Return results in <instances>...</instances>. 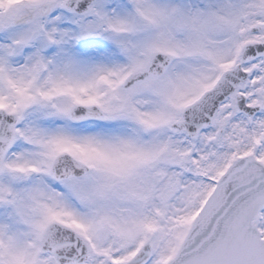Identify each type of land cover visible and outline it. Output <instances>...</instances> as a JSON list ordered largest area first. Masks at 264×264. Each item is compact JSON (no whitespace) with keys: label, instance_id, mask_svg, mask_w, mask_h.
Masks as SVG:
<instances>
[{"label":"snow or ice","instance_id":"6c2138e0","mask_svg":"<svg viewBox=\"0 0 264 264\" xmlns=\"http://www.w3.org/2000/svg\"><path fill=\"white\" fill-rule=\"evenodd\" d=\"M0 264H264V0H0Z\"/></svg>","mask_w":264,"mask_h":264}]
</instances>
